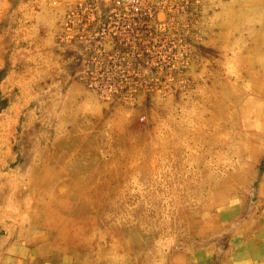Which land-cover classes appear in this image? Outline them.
<instances>
[{
    "label": "rangeland",
    "instance_id": "obj_1",
    "mask_svg": "<svg viewBox=\"0 0 264 264\" xmlns=\"http://www.w3.org/2000/svg\"><path fill=\"white\" fill-rule=\"evenodd\" d=\"M0 264H264V0H0Z\"/></svg>",
    "mask_w": 264,
    "mask_h": 264
}]
</instances>
